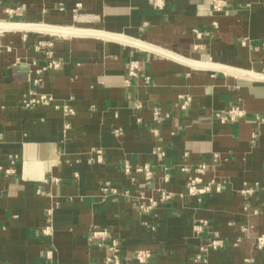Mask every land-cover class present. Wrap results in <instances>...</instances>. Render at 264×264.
<instances>
[{
  "label": "crops",
  "instance_id": "1",
  "mask_svg": "<svg viewBox=\"0 0 264 264\" xmlns=\"http://www.w3.org/2000/svg\"><path fill=\"white\" fill-rule=\"evenodd\" d=\"M223 1L0 0V166L13 160L0 171V264H103L113 241L121 264H142L137 250L146 264H264L252 248L264 235V0ZM40 41L61 64L34 86ZM30 90L75 114L21 107ZM232 106L244 115L221 122ZM198 164L220 192L185 193ZM160 189L172 197L141 212Z\"/></svg>",
  "mask_w": 264,
  "mask_h": 264
},
{
  "label": "built area",
  "instance_id": "2",
  "mask_svg": "<svg viewBox=\"0 0 264 264\" xmlns=\"http://www.w3.org/2000/svg\"><path fill=\"white\" fill-rule=\"evenodd\" d=\"M152 5L156 8H162L163 2L162 0H149ZM225 2L223 0H212V10L214 12H220L225 8ZM196 36H199L200 33L198 31H194ZM41 46H45L47 49L44 51V57H45V63L42 67L36 69V76L32 78V85H38L42 80V75L47 70H57L60 67V60L56 59L53 55V44L51 41H40L36 44L34 47L36 50H39ZM264 46V43H263ZM140 71V63L137 60H131L128 64V76L129 77H136ZM188 104V98H185L181 104V108H186ZM37 105L42 106H51L54 110H58L62 113L64 117H71L75 114V110L69 106L68 104H57L54 102V98L51 95L48 94H40L35 92L34 90H30L26 95L22 96L20 99V106L23 108H33ZM138 106V105H136ZM157 110L154 111V115H157ZM218 119L221 122H227V121H235L237 118H240L244 115V112L238 108L237 106H232L229 109H227L225 112L216 114ZM260 120H264L263 118H260L257 116ZM115 134H121V131L119 128L114 130ZM95 157L94 161L96 163L102 162V151L100 149L95 151ZM10 164H13V160H10ZM11 165L7 168H3L0 166V171H4L5 173H11L13 171ZM131 166L128 162L124 163V172L129 174L131 173ZM135 172H143L145 181L148 182V180L151 177L150 169L147 165L143 166H137L134 168ZM182 170L187 171V167H183ZM193 175H191L185 184V193L190 196L194 197H200L202 195L211 194V193H218L222 189V181L221 180H215L210 179L208 181H204L203 174L206 171V165L205 164H198L194 170ZM56 181L55 179H53ZM168 177L164 176V181H167ZM101 190L105 192H110L112 194H115L117 192L116 188L109 187L107 183H104L101 186ZM249 189L242 190V193L247 194L249 193ZM172 197V193L169 191H166L164 189H160L157 196H152L149 198H145L143 195L140 196L138 200V206L141 212L147 213L152 208L157 206L159 203L164 202ZM254 213H258L257 210H253ZM262 214L264 216V211H262ZM206 222L201 220L198 224H195L193 226L194 230L197 232L201 231V228L203 225H205ZM47 227H45L44 232L46 233ZM105 231L103 230H93L91 232V237H104ZM221 246V240L219 239H211L206 244L202 245L200 247V252H206L209 248L214 249ZM252 248L254 250H261L264 248V235L260 234L255 237ZM110 253L107 254L103 259V264H121L120 257L118 255V248L115 241L112 242V244L109 246ZM49 256V254H48ZM150 256V252L147 250H137L134 253V259L137 260V262L146 264L147 259ZM200 258V255H197V259Z\"/></svg>",
  "mask_w": 264,
  "mask_h": 264
}]
</instances>
